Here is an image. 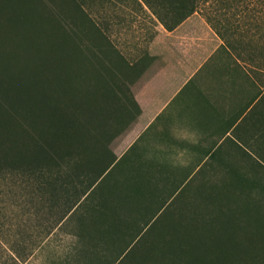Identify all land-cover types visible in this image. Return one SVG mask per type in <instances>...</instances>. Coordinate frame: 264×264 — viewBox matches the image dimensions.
<instances>
[{"label":"rangeland","instance_id":"obj_1","mask_svg":"<svg viewBox=\"0 0 264 264\" xmlns=\"http://www.w3.org/2000/svg\"><path fill=\"white\" fill-rule=\"evenodd\" d=\"M78 1L80 5L73 1L78 5L75 6L66 0H0V81L9 95H23L21 87L15 89L17 83L34 82L38 91L43 83L55 84L47 79L55 77L59 69L53 74L49 70L45 76L43 71L48 66L40 64L44 55L49 54L53 65L63 70L62 80L66 79L63 72H68L62 66H71L68 75L72 87L68 92L61 88L60 99L72 106L77 99L91 96L96 112L104 111L83 126L81 143L88 148L86 153L82 149L77 159L82 163L84 186L90 177L95 178L94 167L101 169L121 149L125 150L105 178L61 222L68 207L66 197H54L39 187L37 179L27 175H1L0 264H110L126 242L118 235L107 248L103 245L102 235L109 229L111 219L100 209L106 203L109 207L117 205L119 193L136 186L132 181L139 182L141 176L151 177L158 185L164 183V175L156 172L155 165H149L148 157L144 161L141 152H150L151 130L135 146L131 143L157 107L160 91L168 93L172 89L168 73L198 45L203 51L212 48L221 36L234 52L242 54L249 51L251 39L256 43L263 32L264 0H232L228 14L214 17L221 33L212 28L203 30L199 37L186 35L184 29L173 34L142 0ZM53 42L58 45L48 50ZM169 53L175 55L174 61L165 59ZM115 73L119 75L118 84ZM60 81L58 78L61 87ZM95 93L98 94L94 96ZM57 98L54 94L52 100ZM245 143L250 147H236L219 165L214 179H206L205 185V180L197 179L204 185L203 195L196 194L201 190L197 188L199 184L190 181V185L195 184L187 188L185 205L199 209L197 213L204 219L234 204L239 208L248 206L251 213L264 214V164L255 163L256 159L264 162V126ZM239 168L263 185L254 187L248 197L236 195L238 190L222 191L224 181H230ZM177 188H171L173 193ZM246 211L240 210L241 215ZM96 246L101 250L94 254Z\"/></svg>","mask_w":264,"mask_h":264},{"label":"trees","instance_id":"obj_2","mask_svg":"<svg viewBox=\"0 0 264 264\" xmlns=\"http://www.w3.org/2000/svg\"><path fill=\"white\" fill-rule=\"evenodd\" d=\"M66 1H77L80 5L78 0ZM142 1L153 8L165 27L173 31V34L184 29L186 35L191 37H199L203 30L211 31L212 28L220 34L214 17L219 13L228 14L232 2ZM74 2L73 4L78 6ZM56 45L58 44L53 42L47 49L50 50ZM171 56L175 59L174 54ZM44 57L41 60L43 63L40 64L48 66L45 72L43 71L45 76L50 74L49 70L53 74L59 69L55 77L47 79L55 83L56 88L53 87L55 84L47 86L43 83L38 91L34 82L17 83L15 89L21 87L24 94L13 92L9 95L5 89L6 85L3 86V81H0V176L10 173L27 175L37 179L39 187L54 197H66L68 207L61 217V222L105 178L125 148L101 169L94 167L92 171L95 178L90 177L88 185H83V167L77 159L82 149V152L86 153L88 148L81 143L84 137L83 126L89 125L91 118L101 115L104 111L100 108V111L96 112L97 105L91 96L83 100L77 99L72 106L67 103L69 101L65 103L64 99H60L62 91L59 90L65 88V92H68L67 89L72 87L68 75L71 66L63 64V69L68 68V72H63L62 75L66 79L62 80L60 73L63 70L60 66L53 65L49 54ZM58 78L61 79V87L58 85ZM115 78V83L118 84L119 75ZM54 94L59 98L52 100ZM96 94L98 93L93 95ZM261 151L264 155V146ZM255 163L264 164L261 159H256ZM137 180L139 182L131 180L136 183L132 189L119 193L117 205L109 207L106 203L100 209L111 219L109 229L102 235L105 238L103 245L107 248L118 235L126 242L110 264H264V214L259 213L260 211L251 213L248 206L239 208L238 204H234L228 208L221 207L218 214L204 219L197 213L199 209L185 205L184 198L190 184L177 188L175 193L165 195L163 189L151 177L141 176ZM208 180H205L204 185ZM225 184L226 187L222 189L224 193L238 190L236 195H247L246 197L252 193L254 187L263 186L257 177L250 176L247 171H240V168L230 181H224L223 185ZM204 185L199 182L197 188L201 187V190H197L196 194L205 193ZM213 194L211 192L210 195ZM243 209L247 211L241 215L240 210ZM127 236L130 238L127 239ZM93 249L94 254L101 250L98 246Z\"/></svg>","mask_w":264,"mask_h":264},{"label":"crops","instance_id":"obj_3","mask_svg":"<svg viewBox=\"0 0 264 264\" xmlns=\"http://www.w3.org/2000/svg\"><path fill=\"white\" fill-rule=\"evenodd\" d=\"M262 25V35L256 43L251 39L249 51L234 52L219 36L215 46L203 51L198 45L168 73L172 89L160 91L157 107L131 143L135 146L151 130L150 152L146 148L141 152L143 160L147 162L148 157L149 165L164 175L159 186L165 195L173 192L172 187L180 189L190 181L198 185L197 179H214L233 150L250 147L245 142L253 132L263 130L264 22ZM171 54L165 55L168 62L174 61ZM193 131L199 135L195 143H189L186 138ZM174 155L179 164L171 161Z\"/></svg>","mask_w":264,"mask_h":264},{"label":"clouds","instance_id":"obj_4","mask_svg":"<svg viewBox=\"0 0 264 264\" xmlns=\"http://www.w3.org/2000/svg\"><path fill=\"white\" fill-rule=\"evenodd\" d=\"M198 135H199L198 132L193 131V132L191 133L190 137H189V138H186V139H187V142H189V143H195L196 140H197ZM170 159H171V161L173 162L174 165H175V164H179V158H178V156H175V155H174V156H172Z\"/></svg>","mask_w":264,"mask_h":264}]
</instances>
